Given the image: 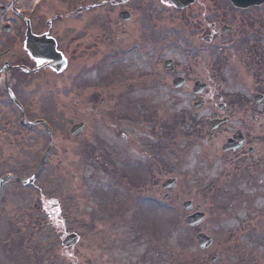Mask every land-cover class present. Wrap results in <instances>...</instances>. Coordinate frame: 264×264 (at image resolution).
Wrapping results in <instances>:
<instances>
[{"label": "rangeland", "instance_id": "obj_1", "mask_svg": "<svg viewBox=\"0 0 264 264\" xmlns=\"http://www.w3.org/2000/svg\"><path fill=\"white\" fill-rule=\"evenodd\" d=\"M47 1L41 4L37 16L45 24L50 22L49 27L44 26L56 38L67 63L60 73L52 69L38 72L36 80L31 79L26 83L35 81L27 85L26 90L34 101V104L28 105L31 119L43 118L48 121L53 129L54 147L48 159V168L36 185L37 190L14 182L4 188L3 203L0 205V216L4 215V218L0 224L9 222L10 218L15 217L13 213L27 209L29 205L34 209L35 204L41 202V190H46L51 201L42 216L51 223L49 227L46 225V230L52 240L53 264H82L78 246L69 250L62 249V239L71 232L84 235V243L105 241V238L112 237L120 248L126 249L122 253L127 252L128 256L134 257V264H214L211 261L212 255L222 256L219 264H264V195L256 200L257 210L253 212L245 206L234 209V202L227 207L229 211L221 218L217 216V210L210 212L211 226L208 227L207 223L202 227L215 241L209 251L201 250L197 244L196 236L200 230L185 226L187 214L183 212L182 202L192 192V143L189 145L186 139L192 138V135L186 134L189 123H184L179 117L186 112L196 114L193 103L197 97L192 94V86L197 79H201L210 88L205 95L208 106L198 114L209 113L218 102L226 103L236 97L239 101L248 99L260 114L256 125L247 128L260 131L259 146H262L264 105H255L252 99L257 93L264 95V37L257 38L260 52L256 58L246 53H237L234 49H223L220 54L223 65L217 68L215 63L222 49L207 46L204 36L208 31L207 24L211 21L220 27L225 23L235 26L237 35L241 34V30L246 34L249 23L256 21L262 24L264 31V6L250 11L246 14L249 18H245L243 13L247 11H236L223 0H200L192 7V15L189 10L182 13L162 0H140L142 9L158 13L156 19L159 29L146 28L150 36L162 39L155 43L149 37L147 40L140 36L137 24L122 23L124 26L118 27L116 33L114 27L119 21L112 18L111 13L109 16L108 3L102 0ZM142 9H136L137 15ZM118 12L116 7L112 13L118 15ZM93 15L94 20H89ZM2 16L0 11V22ZM191 32L192 54L189 51L191 43L183 40ZM125 43H131L134 47L128 55L125 53L119 58L110 56ZM147 45L148 51L153 49L152 59L158 57L154 68L150 66L151 62L139 54V48L143 46L146 50ZM92 49L97 51L93 52ZM167 57H174L181 75L188 80L185 90H176L172 78L168 84L170 75L163 68ZM159 60H162L160 64ZM92 62L95 66L88 70ZM126 72H129L128 76ZM121 75L125 79L118 81ZM140 78H143V87L136 85V80ZM16 81L17 84L20 82L14 80V84ZM19 87L28 103L25 89ZM145 87H150V90L146 91ZM89 90L94 91V98L89 97ZM131 91H138V96L135 97ZM132 99L138 101L140 106L142 103L144 109L146 104H155L166 115L158 121L153 118L154 121L147 126L145 119L138 120L140 109L134 110L128 105L133 102ZM173 99H176L175 109L171 110L172 106L168 103ZM82 100L85 106H82ZM238 108L240 113L249 112L243 102ZM0 111V115H3L0 123V178L7 173L22 177L34 175L48 146L47 133L23 130L18 124L19 113L14 106H0ZM125 116L136 119L125 120V126L119 127ZM144 118L148 119V115ZM116 120L120 124L116 125ZM80 122L86 123V130L79 138H72L71 127ZM170 124L175 131L168 138L169 130L166 133L163 126ZM141 129L144 131L139 132ZM147 131L151 136L163 133L166 149L162 160L168 163L160 178L179 179L182 212L175 218L160 209L156 211L159 216L137 218L135 223L134 219L122 218L124 214L116 216L115 212H108V202L111 200L103 199L102 195L97 197L99 178L94 175L100 172L98 160L100 164H105L111 156V159L127 160L128 169L140 171L145 176L146 173L138 165L133 166L129 160L136 164L152 158L151 149L145 148L144 152L139 147L141 139L149 135ZM147 139L150 137L147 136ZM112 148L115 154L111 155ZM143 152L147 159L141 155ZM96 158L95 165L98 166L87 169L86 164ZM60 162L62 165H59ZM153 162L158 163V158L154 157ZM102 191L107 192L108 188L103 185ZM6 194L9 196L6 197ZM142 203L148 210L152 209L151 203L145 200ZM155 218L158 219V225L149 228ZM247 218H251L248 225L245 222ZM218 219H221L220 225ZM153 228L159 231L158 237L153 235ZM58 246L64 254H56ZM135 257L140 258L139 263Z\"/></svg>", "mask_w": 264, "mask_h": 264}, {"label": "flooded vegetation", "instance_id": "obj_2", "mask_svg": "<svg viewBox=\"0 0 264 264\" xmlns=\"http://www.w3.org/2000/svg\"><path fill=\"white\" fill-rule=\"evenodd\" d=\"M5 9L2 10L6 22L10 23L9 28H5L9 31H5L4 27L0 30V36L5 33L11 38L19 40L21 43L24 36L27 35L28 25L30 24L34 33L42 34L44 31L39 32V29L43 26L42 18L36 17V10L32 8L34 0H0ZM21 4L23 9H19L16 5ZM10 7L7 9V7ZM28 9V10H27ZM27 10L31 13L25 14ZM11 11H15L17 14L11 16ZM2 56H0V59ZM23 65L31 71V61L27 58H23ZM4 69L19 68L12 60H4ZM228 105L224 106L223 111L213 109L210 112L209 117H221L228 112L229 123L226 129L234 123L236 118L229 112ZM256 119V114L253 116V120ZM247 123L249 121L247 120ZM215 133L212 138L198 137L194 143V153L192 159V182L194 189H196L197 182L205 178V186L199 190L201 197L206 196L209 182L210 188L214 189L228 177L239 179L245 186L247 191L253 193L255 190V184L259 180V155L257 153L258 147V132L255 130L245 129L242 132L243 139H237V143L240 144V148L232 151H223L222 146L225 141L235 138V133L229 132L225 137H220L222 133L227 130ZM241 133V132H238ZM238 135V134H237ZM203 144V147H202ZM201 147V149L199 148ZM199 148V149H198ZM151 191H155L156 195H163L158 188H151ZM150 193L149 190H147ZM196 192L192 191L194 197ZM156 196V197H157ZM156 199V198H155ZM158 199V198H157ZM171 209H175L179 205V201L175 195L172 196L170 201ZM202 206L199 202L196 203ZM85 258V255L83 256ZM99 260L101 257L98 258ZM110 256L105 257L102 264H112L110 262ZM0 264H52V252L48 247L45 236L41 230H35L34 227H12V226H0Z\"/></svg>", "mask_w": 264, "mask_h": 264}, {"label": "water", "instance_id": "obj_3", "mask_svg": "<svg viewBox=\"0 0 264 264\" xmlns=\"http://www.w3.org/2000/svg\"><path fill=\"white\" fill-rule=\"evenodd\" d=\"M236 5L239 6H248L253 3H262L264 0H232ZM29 46L33 50L34 54L37 57H44L49 60H51L52 63L59 64L58 68H61L64 64L61 55L57 53L55 50V42L51 39L47 40L46 38H34L30 37V44ZM77 128V127H76ZM75 132V130H74ZM194 218V217H193ZM192 221V217L189 218ZM188 219V223H190V220ZM191 224V223H190ZM199 240L202 246H205L210 243L209 239L205 235H199ZM75 237L71 236L68 240H66V243H72L74 242Z\"/></svg>", "mask_w": 264, "mask_h": 264}]
</instances>
